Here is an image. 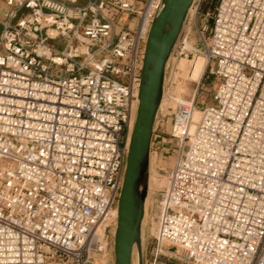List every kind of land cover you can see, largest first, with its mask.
<instances>
[{"label":"built area","instance_id":"obj_1","mask_svg":"<svg viewBox=\"0 0 264 264\" xmlns=\"http://www.w3.org/2000/svg\"><path fill=\"white\" fill-rule=\"evenodd\" d=\"M3 3L0 264L90 263L113 237L159 0ZM116 12L136 27L114 32ZM187 16L213 104L197 105V87L176 99L167 133L157 110L149 159L172 160L158 167L150 264H174L159 260L165 247L186 264H264V0H193Z\"/></svg>","mask_w":264,"mask_h":264},{"label":"water","instance_id":"obj_2","mask_svg":"<svg viewBox=\"0 0 264 264\" xmlns=\"http://www.w3.org/2000/svg\"><path fill=\"white\" fill-rule=\"evenodd\" d=\"M192 2L159 0L148 25L141 58L138 103L117 200L113 264H131L133 252L136 264H143L142 223L152 127L162 98L167 62L179 52L177 42Z\"/></svg>","mask_w":264,"mask_h":264},{"label":"rangeland","instance_id":"obj_3","mask_svg":"<svg viewBox=\"0 0 264 264\" xmlns=\"http://www.w3.org/2000/svg\"><path fill=\"white\" fill-rule=\"evenodd\" d=\"M182 31L183 32H181L182 34H180L177 42L179 52L176 56L172 55L168 60L166 68L167 77L164 83V98L162 97L160 104L161 114L158 116V123L161 124V129L166 133L170 130L172 111L176 99L189 100L197 87V105L201 104L204 106L213 104L212 93L215 88V82L213 81L211 74H209L210 64L207 68H205V60L200 53L195 51V45L197 44L198 36L196 33L193 16H190V18L187 19L186 26ZM48 42L57 48L62 46L60 39L49 40ZM197 61L202 62V70L198 74L194 73L192 70L193 63ZM193 115L194 119H197V109ZM171 160L172 156L166 158L164 155H162V157H159L153 152L151 153L149 159L147 177L148 196L142 223V249L143 257L146 259V264H150V247L152 245L154 235V226L152 223L154 195L156 191L164 186L166 179L165 173L162 170H159L158 167L168 166ZM174 255L176 257H174ZM93 256L94 258L92 261L86 264H113L111 236L108 237L105 248L101 252L94 253ZM177 257V253H175L172 249L165 247L159 260H168L174 264H186L182 259ZM134 264H136L135 255Z\"/></svg>","mask_w":264,"mask_h":264},{"label":"crops","instance_id":"obj_4","mask_svg":"<svg viewBox=\"0 0 264 264\" xmlns=\"http://www.w3.org/2000/svg\"><path fill=\"white\" fill-rule=\"evenodd\" d=\"M136 6L142 4V0H135ZM7 7L4 5L3 0H0V19L7 17ZM111 20L114 26V32H118L122 28L134 29L137 25L138 19L134 16L125 13H112ZM114 38V37H113Z\"/></svg>","mask_w":264,"mask_h":264},{"label":"bare ground","instance_id":"obj_5","mask_svg":"<svg viewBox=\"0 0 264 264\" xmlns=\"http://www.w3.org/2000/svg\"><path fill=\"white\" fill-rule=\"evenodd\" d=\"M187 19H188V16H187V18L185 19V21H184V24H183V27H182V30H184V28H185V26H186V21H187ZM181 30V32H183ZM180 34H182V33H180ZM180 63V62H179ZM192 70H193V72L194 73H196V74H198V73H200V71L202 70V62H200V61H197V62H195V63H193V67H192ZM166 77H167V75H166ZM164 78H165V75H164ZM165 80V79H164ZM165 82V81H164ZM162 95H163V93H162ZM163 97V96H162ZM161 101H162V98H161ZM161 101H160V104H161ZM160 104H159V107H160ZM196 111V110H195ZM197 114V113H196ZM130 139V138H129ZM148 165H149V163H148ZM146 200H147V197L145 198V202H144V212H145V205H146ZM115 216H116V218H117V213H115L114 214ZM134 252H133V255H132V262H131V264H134Z\"/></svg>","mask_w":264,"mask_h":264},{"label":"trees","instance_id":"obj_6","mask_svg":"<svg viewBox=\"0 0 264 264\" xmlns=\"http://www.w3.org/2000/svg\"><path fill=\"white\" fill-rule=\"evenodd\" d=\"M214 5H215V1H211V2H206V3H204L203 5H202V10H205V9H207V8H209V9H212L213 7H214Z\"/></svg>","mask_w":264,"mask_h":264}]
</instances>
